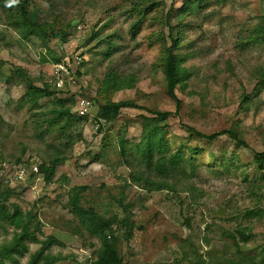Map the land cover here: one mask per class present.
Wrapping results in <instances>:
<instances>
[{"label":"rangeland","instance_id":"374dc122","mask_svg":"<svg viewBox=\"0 0 264 264\" xmlns=\"http://www.w3.org/2000/svg\"><path fill=\"white\" fill-rule=\"evenodd\" d=\"M183 1L30 0L44 22V40L11 27L0 5V160L39 166L63 158L50 182L40 171L21 183L0 179V203L33 215L38 240L57 238L49 249L56 264H92L99 244L77 230L69 211L68 191L76 185L86 186L84 207L107 218L130 217L131 238L116 231L123 264H264V213L245 216L246 210L264 212V172L253 162V153L264 151V0H201L196 12L180 19L183 38L174 58L185 60L191 77L175 91L177 107L159 61L163 41L170 44L168 22L177 35L175 14ZM139 11L145 16L132 34ZM51 29L63 38L50 36ZM61 61L72 81L57 93L73 100L67 102L71 116L54 124L52 97L37 105L25 93L30 84L48 82ZM17 68L28 77L20 79ZM108 70L136 79L110 100H132L140 108H123L114 121L99 124L95 116L103 101L96 92ZM82 97L94 100L84 115L78 111ZM150 110L169 112L161 122L167 152L190 159L193 172L187 164L169 178L147 174L135 145L148 122L142 116H155ZM187 126L202 134L237 132L243 145L229 134L207 140ZM135 172L171 187L145 189L144 179L131 180ZM5 185L14 190L3 200ZM237 230L249 234L247 242ZM13 235V226L0 221V245ZM25 243L27 251L5 264H27L40 244Z\"/></svg>","mask_w":264,"mask_h":264},{"label":"trees","instance_id":"16d2710c","mask_svg":"<svg viewBox=\"0 0 264 264\" xmlns=\"http://www.w3.org/2000/svg\"><path fill=\"white\" fill-rule=\"evenodd\" d=\"M0 2V5L7 9L8 13H6V18L8 19L10 26L21 30L24 37L34 35L43 40L47 38L44 22H42L39 17V10L35 7L32 8L30 0H19L17 4L11 6H8V0H0ZM190 2L191 0H184L181 8L176 10L175 18L178 20L175 25L177 28L176 36L172 35L171 30L173 27L171 26V23L168 22L170 27V44H167L165 40L163 41L159 61L166 83V92L175 101L177 107L180 105V100L177 98L175 91L178 88H184L186 82L191 77L190 70L183 65L185 60L178 61L174 58V51L181 45L183 38L180 19H183L185 15L196 12L201 0H199L197 4H195L193 0V6L192 2ZM138 13H140L139 19L133 23L130 28L132 34H135L136 30L139 28L141 19L143 18L142 16H145L140 11ZM50 36L59 37L61 39L64 35L59 29H51ZM16 75L20 79L28 77L21 68L16 69ZM135 80L136 79L131 75L120 76L117 71L114 70H108L105 73L96 92L97 98L103 101L97 108L95 116V121L97 123L101 124L102 122L108 123L114 121L123 108H140L132 100H120L114 102L110 100L109 97L113 92L120 91L124 88H133ZM54 87L55 86L49 84L48 82H45L42 86L30 84L25 93V97L29 103L32 102L37 105L39 99L52 97L51 119L54 124H57V121L61 118L71 116V106H68L67 102L69 101L72 103L73 99L72 97H60L59 94L61 93V90L59 91L57 88L55 90ZM82 98L88 99L92 102L94 101L92 98ZM150 113L155 116L152 118L142 116L143 119L148 122L145 126H143L142 138L140 142L135 145L136 150L141 155V163L144 165L147 174L154 173L155 176L169 178L172 176V173L177 170L184 172V167L187 164L192 165L191 171L193 172L195 164L190 159H184L178 154H170L167 152L163 135V124L161 122L166 119L169 112L150 110ZM186 129L189 132L195 133L207 140H214L222 134H229L237 144L243 145L242 140L237 136V132H232L231 130L224 129L212 134H202L191 126H187ZM125 143L124 139L121 138L120 148L121 154L123 155H125ZM155 154H157L156 157ZM27 161L28 160L20 162L19 159L16 160L17 163H22L27 167H30L33 163H35L34 161ZM62 161L63 158L55 157L50 159L45 164H39V166L37 165L38 173L39 171L43 173L45 181L50 182L57 165ZM253 162L257 165L259 170L264 172V151L254 152ZM32 175L33 174H29L27 179H29ZM143 179L145 180V185L147 187L143 188L148 190H161L166 187H171L170 185L166 186V182L162 181L155 184L149 176L145 175L142 178L140 173L137 172L131 175V180L134 183H140ZM153 184H155V186L151 188L150 186ZM4 187L7 190H5V192L1 195L3 200H6L8 195L13 192L14 188L9 185H5ZM85 190V185L72 186L68 191L67 204L70 213H72L77 220V230L80 232L83 231L91 238H96L98 240L99 244L96 250H94L95 258L93 259L92 264H123L122 255L118 250V244L122 237L120 234H117L116 231L119 230L120 232V229H123V239H130L134 224L131 222L130 217L126 214H124L122 218H119L117 215L107 218L99 215L92 206L84 207L82 199ZM263 213V210L258 209L246 210L245 216L250 218H261ZM3 220L13 226L14 235L10 242L0 245V264H5L6 260L13 259V254L23 255L27 251L25 241H32L40 244L39 248L29 255L27 264H56L59 258L57 255L52 254L49 249L53 245L57 244L58 240L53 235L45 238L44 240H38L33 230H31V228L34 227L33 215L29 212L23 213L19 206L15 204H13V208L10 211L1 202L0 221ZM114 225H116V230L113 228ZM236 233L241 242L248 241L249 234H245L242 230H237Z\"/></svg>","mask_w":264,"mask_h":264},{"label":"built area","instance_id":"2783aa9c","mask_svg":"<svg viewBox=\"0 0 264 264\" xmlns=\"http://www.w3.org/2000/svg\"><path fill=\"white\" fill-rule=\"evenodd\" d=\"M72 81L71 73L68 69L67 63L61 61L54 64L52 69V77L48 81L49 84L57 87V89H63ZM92 107L91 101L85 98H79L78 111L80 114L90 113ZM38 166L33 163L30 167L25 166L22 163H12L6 160H0V179L8 183H18L27 180L29 174H37Z\"/></svg>","mask_w":264,"mask_h":264},{"label":"clouds","instance_id":"9594fccd","mask_svg":"<svg viewBox=\"0 0 264 264\" xmlns=\"http://www.w3.org/2000/svg\"><path fill=\"white\" fill-rule=\"evenodd\" d=\"M19 2V0H8V6L15 5Z\"/></svg>","mask_w":264,"mask_h":264}]
</instances>
